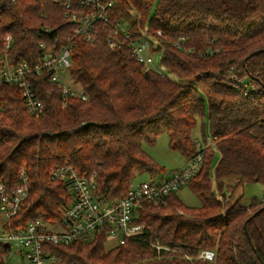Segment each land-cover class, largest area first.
<instances>
[{
  "label": "trees",
  "instance_id": "obj_1",
  "mask_svg": "<svg viewBox=\"0 0 264 264\" xmlns=\"http://www.w3.org/2000/svg\"><path fill=\"white\" fill-rule=\"evenodd\" d=\"M102 1H112L109 20H125L132 37L145 26L160 31L168 74L138 62L126 43L110 47V28L100 20L89 40L76 34L67 13L90 9L77 0H0V60L37 62L40 44L58 50L71 37L68 71L86 96L63 105L54 83L33 78L43 105L33 117L18 86L0 85V186L10 193L21 185V170L27 185L12 226L60 222L72 194L49 178L59 166L70 164L79 176L95 172V191L105 199L126 196L137 175L165 170L143 148L165 132L186 161L202 155L185 183L200 205H185L177 191L141 202L135 222L160 250L133 239L108 248L105 229L86 244L51 245L60 263L264 264V202L244 205L238 193L245 184L264 185V0ZM179 39L192 51L175 48ZM198 124L203 133L207 126L211 145L194 137ZM232 176L234 184L226 182ZM11 249L0 242V264ZM204 250L214 251L211 262L196 259Z\"/></svg>",
  "mask_w": 264,
  "mask_h": 264
},
{
  "label": "built area",
  "instance_id": "obj_2",
  "mask_svg": "<svg viewBox=\"0 0 264 264\" xmlns=\"http://www.w3.org/2000/svg\"><path fill=\"white\" fill-rule=\"evenodd\" d=\"M80 4L89 6L86 12H71L69 18L77 27L75 33L87 34L85 40H89V32L95 21L100 20L110 28L107 43L110 47H120L126 43L131 49L132 55L145 67L163 75L168 71L161 64V55L164 45L161 33L156 34L147 31L146 26L138 37H132L128 30V24L121 19L116 22L109 20L107 8L112 1L102 0H77ZM66 8L69 7L67 3ZM133 14V10H129ZM49 31L48 28H44ZM5 49L9 48L10 39L7 36ZM184 39L173 42L177 49L190 52L189 48L181 45ZM75 42L68 37L67 42L60 49L54 50L40 44L42 50L37 62L20 61L17 63L6 55L0 60V85H16L21 90V96L30 116L40 117L43 113V105L39 100L33 78L41 77L48 83H54L61 91L63 105L70 97L86 99L81 90H71L61 76L67 73L69 81L74 83L69 74L70 53ZM159 48L154 52L152 48ZM75 84V83H74ZM210 144V143H208ZM211 145V144H210ZM201 154L189 160L184 170L176 171L161 177H152L148 181L129 185L126 196L120 199L108 200L98 194L96 190V173L79 176L70 164L53 168L49 178L64 182L72 194V201L63 209L60 222L55 228L49 227L50 223L42 221H30L24 226H12L11 220L21 211L23 201L27 196L26 176L21 170V185L8 193L4 186H0V215L3 221L0 223V242L11 245V251L7 256L15 255L19 264H61L60 257L52 250L51 245H70L73 243L86 244L98 231L106 229V242L108 248L122 245L128 239L148 242L144 239L146 227L143 223L135 222L142 201L159 200L168 194L178 191L192 176L197 174L201 165ZM264 202V199H262ZM50 224V225H48ZM155 246L160 250V246ZM214 256L213 250L201 251L196 259L211 262ZM68 264H77L70 262Z\"/></svg>",
  "mask_w": 264,
  "mask_h": 264
},
{
  "label": "rangeland",
  "instance_id": "obj_3",
  "mask_svg": "<svg viewBox=\"0 0 264 264\" xmlns=\"http://www.w3.org/2000/svg\"><path fill=\"white\" fill-rule=\"evenodd\" d=\"M61 76L63 77L65 84L71 89L75 91H79L80 87L72 82L69 81V76L67 73H62ZM194 137L202 141L203 137H206L207 143H211V139L208 135L207 126L205 127L204 133L201 128V125L198 124L196 127L194 133ZM144 150L147 152L148 155H150L154 161L164 167V171L159 172L153 177H161L163 175H169L173 172L184 170L188 166V161L184 159L180 153L177 151H173L168 146V136L164 132L160 134L156 138V142L154 145L149 146L147 144H143ZM217 156V155H216ZM216 159V158H215ZM152 177H150L146 172L140 173L137 175L134 179L135 183H140L144 181L150 180ZM235 176H232L228 179H226V182L234 184ZM240 194V201L244 205H249V203L252 201V199H264V185L260 183H250L245 184L241 190L238 192ZM177 195L181 199V201L187 205V206H199L200 201L198 198L194 195V193L190 190L188 186H185V184L177 191ZM3 221V218L0 215V223ZM40 221V220H38ZM50 225V224H48ZM49 227L55 228V225H50ZM161 257H158L160 259ZM4 261L6 264H19V259L14 254L10 256H5Z\"/></svg>",
  "mask_w": 264,
  "mask_h": 264
},
{
  "label": "bare ground",
  "instance_id": "obj_4",
  "mask_svg": "<svg viewBox=\"0 0 264 264\" xmlns=\"http://www.w3.org/2000/svg\"><path fill=\"white\" fill-rule=\"evenodd\" d=\"M9 246V245H8Z\"/></svg>",
  "mask_w": 264,
  "mask_h": 264
}]
</instances>
